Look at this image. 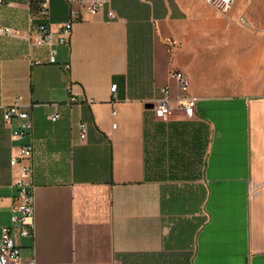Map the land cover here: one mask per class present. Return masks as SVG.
Returning a JSON list of instances; mask_svg holds the SVG:
<instances>
[{
	"label": "crops",
	"instance_id": "obj_1",
	"mask_svg": "<svg viewBox=\"0 0 264 264\" xmlns=\"http://www.w3.org/2000/svg\"><path fill=\"white\" fill-rule=\"evenodd\" d=\"M106 8L114 19L74 22L50 63L31 39L40 24L56 36L66 0L45 13L0 0V227L18 197L10 160L33 146L20 264H264V0ZM174 71L189 77L194 113L161 119L152 103L163 88L178 98ZM16 97L32 121L23 140L2 116Z\"/></svg>",
	"mask_w": 264,
	"mask_h": 264
},
{
	"label": "built area",
	"instance_id": "obj_2",
	"mask_svg": "<svg viewBox=\"0 0 264 264\" xmlns=\"http://www.w3.org/2000/svg\"><path fill=\"white\" fill-rule=\"evenodd\" d=\"M222 12H226L233 0H205ZM69 5L68 19L58 27L56 36L45 24L37 26L31 42L34 45L50 46L49 62L55 61L56 50L53 45H66L68 43L74 22L83 20L84 17H94L105 12L108 19H114L115 14L111 9L106 8L107 0H66ZM38 8L41 13H45L49 7L50 0H37ZM30 20V19H29ZM7 33L8 29L1 30ZM67 68L69 65H65ZM171 77L176 81L179 89L178 98L173 99L169 96L168 90L163 88L162 98L152 103V109L156 117L167 119L176 109L182 111L186 116L194 113L197 98L189 93L190 81L188 75L183 71H174ZM116 84L110 86V91L115 93ZM72 101L76 99L71 98ZM4 121L18 118L20 122L13 128L11 136L15 140H23L31 134L32 121L29 113L22 109L20 97H16L11 104L3 109ZM59 117L58 113L49 116L50 120L55 121ZM80 138L83 139L87 132L86 124L79 126ZM33 146L31 142H23L16 156L12 157L10 164L18 167V175L14 179V186L17 189V202L12 207L10 224L0 227V264H20L19 247L15 243L14 236H29L32 228L33 204L31 182L33 175L32 166Z\"/></svg>",
	"mask_w": 264,
	"mask_h": 264
}]
</instances>
